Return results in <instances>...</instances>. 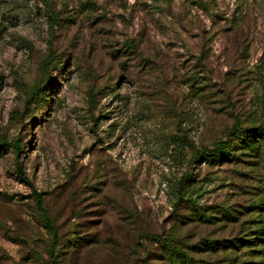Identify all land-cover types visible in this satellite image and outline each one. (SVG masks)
<instances>
[{
  "label": "rangeland",
  "instance_id": "obj_1",
  "mask_svg": "<svg viewBox=\"0 0 264 264\" xmlns=\"http://www.w3.org/2000/svg\"><path fill=\"white\" fill-rule=\"evenodd\" d=\"M183 253L264 264V0H0V264Z\"/></svg>",
  "mask_w": 264,
  "mask_h": 264
},
{
  "label": "trees",
  "instance_id": "obj_2",
  "mask_svg": "<svg viewBox=\"0 0 264 264\" xmlns=\"http://www.w3.org/2000/svg\"><path fill=\"white\" fill-rule=\"evenodd\" d=\"M39 90L38 89H34L32 92V96L34 97L35 95L39 94ZM242 131V127H240V125L238 124V122L234 123L233 126L231 128H229V130L226 132L225 136H223L222 138H219L218 140H216L213 143V146L207 148H203L200 151L197 152V155H199V157L204 158V160L207 162H212V161H217V160H221L222 156L225 155L226 153H228V146H229V142L231 141V138L238 134L239 132ZM15 149H20L19 146L17 144H13ZM190 175H185L184 178H189ZM32 192L33 195L37 201L38 207L45 211V207H44V200L42 197V193L40 191L37 190V188L33 185L32 186ZM54 229V238H57V230L56 228L53 226ZM167 251V247L165 249V253ZM180 249L173 247V248H169L168 249V255L167 258L174 260V258H180ZM167 254V253H166ZM183 257H184V264H197L195 262V260H193L192 257H190L187 253H183ZM173 262V261H172ZM174 264V262H173Z\"/></svg>",
  "mask_w": 264,
  "mask_h": 264
}]
</instances>
